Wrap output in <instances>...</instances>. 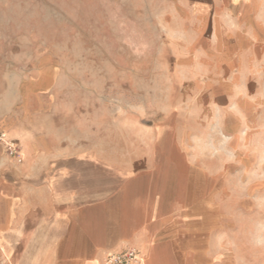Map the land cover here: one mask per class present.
Segmentation results:
<instances>
[{
    "label": "crops",
    "instance_id": "obj_1",
    "mask_svg": "<svg viewBox=\"0 0 264 264\" xmlns=\"http://www.w3.org/2000/svg\"><path fill=\"white\" fill-rule=\"evenodd\" d=\"M176 5L208 22L194 56L211 76L194 113L155 131L160 144L114 161L76 146L49 123L47 74L0 102L23 154L0 151V250L15 264H103L125 246L146 264H235V220L264 219V0Z\"/></svg>",
    "mask_w": 264,
    "mask_h": 264
},
{
    "label": "rangeland",
    "instance_id": "obj_2",
    "mask_svg": "<svg viewBox=\"0 0 264 264\" xmlns=\"http://www.w3.org/2000/svg\"><path fill=\"white\" fill-rule=\"evenodd\" d=\"M178 1L0 0V102L47 74L40 95L59 105L49 123L76 146L114 161L160 144L155 131L194 113L211 76L194 56L208 22ZM235 221V264H264V219ZM17 258L0 250V264Z\"/></svg>",
    "mask_w": 264,
    "mask_h": 264
},
{
    "label": "built area",
    "instance_id": "obj_3",
    "mask_svg": "<svg viewBox=\"0 0 264 264\" xmlns=\"http://www.w3.org/2000/svg\"><path fill=\"white\" fill-rule=\"evenodd\" d=\"M0 151L15 163H20L23 154L18 141L7 130L0 129ZM103 264H146L145 256L134 246L108 251Z\"/></svg>",
    "mask_w": 264,
    "mask_h": 264
}]
</instances>
